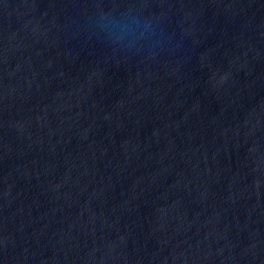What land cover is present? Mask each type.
I'll return each instance as SVG.
<instances>
[{
  "label": "water",
  "instance_id": "water-1",
  "mask_svg": "<svg viewBox=\"0 0 264 264\" xmlns=\"http://www.w3.org/2000/svg\"><path fill=\"white\" fill-rule=\"evenodd\" d=\"M0 264H264V0H0Z\"/></svg>",
  "mask_w": 264,
  "mask_h": 264
}]
</instances>
